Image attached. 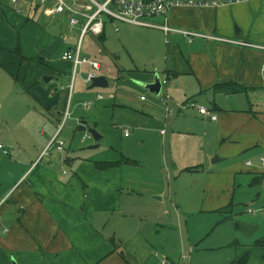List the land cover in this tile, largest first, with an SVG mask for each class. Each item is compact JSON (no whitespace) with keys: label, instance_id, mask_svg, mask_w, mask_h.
<instances>
[{"label":"crops","instance_id":"1","mask_svg":"<svg viewBox=\"0 0 264 264\" xmlns=\"http://www.w3.org/2000/svg\"><path fill=\"white\" fill-rule=\"evenodd\" d=\"M57 4H0V141L10 149L0 151V264H150L152 255L163 264L158 250L149 252L153 244L144 219L153 211L155 224H162L170 208L178 212L173 202L169 206V182L180 206H191L197 194L185 192L181 203L178 191L185 186L179 180L218 172L216 190L224 199L214 211L232 214L238 175L251 173L244 155L264 153V105L258 104L264 99V50L204 37L190 41L177 31L126 22L133 27L126 32L132 40L117 55L105 43L107 22L117 19L106 14L100 34L82 35L81 17L75 48L61 47L68 34L60 21L70 24V12L58 13ZM147 21L264 46L263 0L176 7ZM59 38L58 53L44 57L42 49ZM80 43V58L98 61L97 76L105 75L109 86L90 88L85 79L93 66L81 63L69 101L74 60L62 56ZM159 70L162 81L169 80L158 96L138 81H153ZM47 76L53 79L47 82ZM226 83L242 90L214 89ZM166 92L167 103L161 97ZM88 101L93 103L86 107ZM193 101L217 118L200 113ZM68 103L70 116L60 134L65 149L44 153ZM87 132L92 136L85 137ZM217 163L225 166L213 171ZM245 164L252 166L250 160ZM260 177L256 173L252 180ZM240 181L248 183L249 177ZM166 257V264L182 260Z\"/></svg>","mask_w":264,"mask_h":264},{"label":"rangeland","instance_id":"2","mask_svg":"<svg viewBox=\"0 0 264 264\" xmlns=\"http://www.w3.org/2000/svg\"><path fill=\"white\" fill-rule=\"evenodd\" d=\"M0 4L3 5L2 9H5V6L10 5V0H0ZM60 22L63 31L68 34V39L63 41L61 47L68 45L75 48L77 41L73 40V37L78 38L79 26L71 25L68 21L61 20ZM116 26L119 31L116 30ZM131 31H133V27L126 22L108 21L105 43H109V49L116 50L117 55H124L128 51L129 40H132L128 38L129 33L126 34V32ZM123 36H125L124 39ZM58 51L59 49L55 51L56 54ZM127 62L129 61L127 60ZM65 65L69 68L67 73L71 75V66ZM158 73L160 74V70ZM79 81L78 78L77 83ZM139 82L138 84H140ZM131 95L132 97L137 96L136 93ZM258 104L264 105V99ZM220 140L216 139V142L219 143ZM262 159H264V153L261 156L253 153L244 155L242 159L244 167L251 169V173L245 170L238 175L237 183L241 185L237 186L232 214L214 211L215 204L224 199L223 195L216 190L221 184L217 180L218 172L215 174L207 172L204 176L196 174L192 178L179 180V187L181 184L185 186V190L182 186L178 191L181 203H183L185 192L187 195L197 194V197L195 196L197 202L191 206H184V203L183 207L180 206L175 194L174 181L169 182L168 188L170 186L171 194L169 206L173 202L174 206L179 207L176 208L178 212L176 213L173 208H170L169 214L163 216L165 220L162 224H155L158 215L156 212L148 213L144 221L148 225V242L153 244L148 246L149 252L152 249L158 250L160 257L163 256L166 259L168 256L173 258L176 263L179 262V258L184 260L181 256L186 254L187 258L184 264H264V247L256 244L257 241L264 240V167L261 164ZM247 160L252 162V166H245ZM224 166V163H217V167L213 171H218ZM256 173H262L263 177L254 183L252 176ZM243 176L249 177V184L240 181ZM207 186L210 189L208 188L204 192ZM210 190L213 193H210ZM152 256L150 264H158L159 259ZM182 260L181 264H183Z\"/></svg>","mask_w":264,"mask_h":264},{"label":"built area","instance_id":"3","mask_svg":"<svg viewBox=\"0 0 264 264\" xmlns=\"http://www.w3.org/2000/svg\"><path fill=\"white\" fill-rule=\"evenodd\" d=\"M44 2L45 0H41ZM249 0H107L104 3H100L96 0H87L83 3L80 0H58L56 11L58 13H62L66 10L70 12V24L71 25H79L81 24V17L86 19L85 24L83 25L82 35L86 33H94L100 34L103 31L104 22L102 19V15L106 14L114 19L136 24L142 26H157L164 29L165 32L169 31H177L180 33L185 34L190 41H193L196 37H204V38H211L217 39L221 41H230L236 42L239 44H243L246 46L255 47L257 49L264 50L263 45L251 44L244 41H231L226 38L214 37L211 35L190 32L186 30H179L176 28L171 27L167 22L163 25H156L152 24L147 21L148 17L155 16V15H166L168 12L176 7H197V8H218L220 6L231 5L235 3H240ZM264 1V0H263ZM17 2V0H14ZM80 45L75 50L66 51L63 54V58L66 60L72 59L74 60V68H73V76L72 81L69 85V101L71 99V94L74 87L75 76L77 73L78 65L84 62H89L92 66L94 71H91L88 76L86 77L85 81L88 84L92 83L94 77L98 75L97 71L100 69V63L98 61H91L86 57L80 58ZM262 72L264 74V66L262 67ZM168 78L162 81L163 86L167 85ZM103 95H99L98 98H102ZM162 100L167 103L170 100V94L166 92L164 95H161ZM142 99H145L143 96ZM192 105H197L200 113L204 115H208L211 119H216L217 115L210 111L206 106L199 105L194 103ZM93 101H88L85 103L86 107L90 106ZM70 116V107L69 103L68 106L65 108L64 113L61 117L60 124L58 127V131L56 135L52 138L50 143L48 144L47 148L45 149L44 153H49L52 148L62 152L65 149V141L60 138V134L64 128V124L66 120ZM165 133V130L162 131ZM128 134V133H127ZM92 135L87 132L85 137H91ZM0 151L4 154H9L10 149L9 147L0 141ZM250 163V162H249ZM264 165V159H263ZM182 258L186 260L187 256L183 255ZM165 261H163L164 263Z\"/></svg>","mask_w":264,"mask_h":264},{"label":"water","instance_id":"4","mask_svg":"<svg viewBox=\"0 0 264 264\" xmlns=\"http://www.w3.org/2000/svg\"><path fill=\"white\" fill-rule=\"evenodd\" d=\"M61 42H62V38L57 39L56 41L51 43L48 47L42 49L41 54L46 58L51 57L54 54V52L58 49ZM51 79H53L52 76L44 77V80L47 82H49ZM139 83L140 85H142L144 88L154 93L155 95L159 96L161 94L163 84H162V79L158 71L155 72V77L153 81L151 82H141L140 81ZM108 86H109V83H108L107 77L105 75H100V76H96L93 78L90 88L108 87ZM88 131L93 135V137L96 140H99L101 138V135L98 133L96 129L89 127Z\"/></svg>","mask_w":264,"mask_h":264},{"label":"trees","instance_id":"5","mask_svg":"<svg viewBox=\"0 0 264 264\" xmlns=\"http://www.w3.org/2000/svg\"><path fill=\"white\" fill-rule=\"evenodd\" d=\"M147 1H151V0H147ZM214 89L216 91H225L228 93H232V92H236V91H241L242 89H240L238 86L234 85L233 83H226V84H218L214 87ZM114 165V163H101L99 166L101 168H109L110 166ZM232 205L234 206V204L232 203ZM222 212V211H221ZM259 246L264 247V240H259L256 243ZM165 262L163 264L167 263V259L164 260ZM186 262V260H182V263L184 264ZM244 263V262H243ZM181 264V263H180Z\"/></svg>","mask_w":264,"mask_h":264}]
</instances>
